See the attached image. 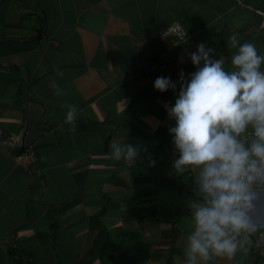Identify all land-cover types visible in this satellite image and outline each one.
I'll use <instances>...</instances> for the list:
<instances>
[{
  "label": "crops",
  "instance_id": "obj_1",
  "mask_svg": "<svg viewBox=\"0 0 264 264\" xmlns=\"http://www.w3.org/2000/svg\"><path fill=\"white\" fill-rule=\"evenodd\" d=\"M171 24L187 37L164 38ZM233 32L264 52V0H0V264H181L206 194L198 166L174 168L164 105L176 93L153 82L194 71L200 41L230 67ZM114 142L138 148L135 166L114 159ZM26 147L29 171L15 161ZM256 191L249 251L208 264H264Z\"/></svg>",
  "mask_w": 264,
  "mask_h": 264
},
{
  "label": "clouds",
  "instance_id": "obj_2",
  "mask_svg": "<svg viewBox=\"0 0 264 264\" xmlns=\"http://www.w3.org/2000/svg\"><path fill=\"white\" fill-rule=\"evenodd\" d=\"M233 51L230 67L215 50L200 41L187 56L195 70H180L171 76H157L153 87L160 92L172 89L174 103H165L167 115L175 121L168 128L179 155L174 168L198 166L203 202H193L191 224L181 264H208L222 257L231 260L247 253L250 234L261 226L253 215L259 187H264V52L255 42L229 37ZM183 58L181 57V60ZM58 75L63 72L57 69ZM56 96L66 89L52 82ZM78 106L68 104L64 124L76 129ZM111 155L132 163L138 148L132 143L114 142ZM152 163H155L153 160ZM243 234V235H242Z\"/></svg>",
  "mask_w": 264,
  "mask_h": 264
},
{
  "label": "built area",
  "instance_id": "obj_3",
  "mask_svg": "<svg viewBox=\"0 0 264 264\" xmlns=\"http://www.w3.org/2000/svg\"><path fill=\"white\" fill-rule=\"evenodd\" d=\"M162 36L164 38L170 36H177L179 39H184L187 37V32L179 24H171L167 26L162 31ZM156 68V65L152 69ZM36 152L33 147H26L24 150L15 156V161L19 164L24 170L29 171V167L36 161ZM124 161V160H123ZM125 166L132 167L136 165V160L132 163H127L124 161Z\"/></svg>",
  "mask_w": 264,
  "mask_h": 264
},
{
  "label": "water",
  "instance_id": "obj_4",
  "mask_svg": "<svg viewBox=\"0 0 264 264\" xmlns=\"http://www.w3.org/2000/svg\"><path fill=\"white\" fill-rule=\"evenodd\" d=\"M21 70H22V72H23V80H24V82L26 83V82H27L26 71H25V69H24L23 67H21ZM25 92H26V94H27V88H25ZM4 141H6V140H4ZM7 142L9 143V141H7Z\"/></svg>",
  "mask_w": 264,
  "mask_h": 264
}]
</instances>
